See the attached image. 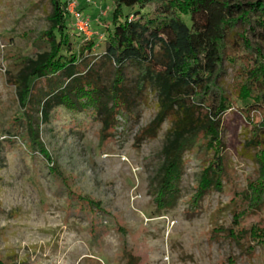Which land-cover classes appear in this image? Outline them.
<instances>
[{
    "label": "rangeland",
    "instance_id": "1",
    "mask_svg": "<svg viewBox=\"0 0 264 264\" xmlns=\"http://www.w3.org/2000/svg\"><path fill=\"white\" fill-rule=\"evenodd\" d=\"M52 8L51 0H0V261L125 264L127 251L134 264H264V203L249 210L244 196L258 176L257 147L250 138L264 113H241L232 67L220 79L231 108L220 127L224 168L219 189L195 199L211 158L200 138L183 152L176 199L159 208L155 190L170 123L164 121L152 139H136L157 113L153 93L118 116L119 124L105 139L91 114L72 116L60 108L43 123L37 105L21 102L16 81L30 70L20 58L36 59L42 52L33 41L51 25ZM113 8L111 0L81 4L86 16L96 18L93 31L98 23L111 26ZM155 8L150 3L143 11ZM138 9L123 7V12L132 17ZM68 36L73 51L84 42L72 27ZM101 38L94 60L103 49ZM126 73L135 72L128 68ZM28 121L38 129L50 159L28 149ZM13 127L19 135L7 134ZM254 228L259 232L251 235Z\"/></svg>",
    "mask_w": 264,
    "mask_h": 264
},
{
    "label": "trees",
    "instance_id": "2",
    "mask_svg": "<svg viewBox=\"0 0 264 264\" xmlns=\"http://www.w3.org/2000/svg\"><path fill=\"white\" fill-rule=\"evenodd\" d=\"M51 3V25L33 41L42 52L36 59L20 58L30 70L16 81L21 102L37 105L43 123L60 108L72 116L91 114L105 139L119 124L118 116L146 101L151 92L158 110L136 139H152L164 121L170 123L155 190L159 208L176 199L183 152L200 138L211 158L199 177L195 199L212 187L219 189L224 168L220 127L222 115L231 108L220 79L228 67L233 72V96L244 106L241 113H264V0H111V26L98 23L93 39L74 28L66 0ZM150 3L156 4L155 10L144 12ZM81 4L86 3L79 1L82 11ZM135 5L139 9L132 17L124 14L123 7ZM95 19H90L92 29ZM70 27L84 40L76 51L69 41ZM100 37L103 49L94 60ZM128 68L134 76L126 73ZM246 118L250 121L249 115ZM27 129L28 149H37L50 159L38 129L29 121ZM7 132L19 135L15 127ZM251 133L250 142L257 147L258 176L244 194L249 210L264 203V118L254 124ZM240 217L241 213L236 214L235 220ZM258 232L254 228L251 235ZM125 258V264H134L131 253L126 251Z\"/></svg>",
    "mask_w": 264,
    "mask_h": 264
},
{
    "label": "built area",
    "instance_id": "3",
    "mask_svg": "<svg viewBox=\"0 0 264 264\" xmlns=\"http://www.w3.org/2000/svg\"><path fill=\"white\" fill-rule=\"evenodd\" d=\"M80 0H66L65 8L71 16L72 25L82 35L92 36L93 30L91 21L78 7ZM86 4L93 3V0H83Z\"/></svg>",
    "mask_w": 264,
    "mask_h": 264
},
{
    "label": "crops",
    "instance_id": "4",
    "mask_svg": "<svg viewBox=\"0 0 264 264\" xmlns=\"http://www.w3.org/2000/svg\"><path fill=\"white\" fill-rule=\"evenodd\" d=\"M86 5V4H85Z\"/></svg>",
    "mask_w": 264,
    "mask_h": 264
}]
</instances>
